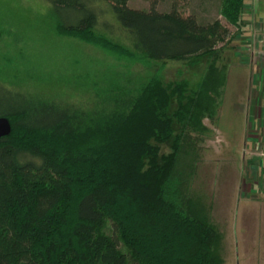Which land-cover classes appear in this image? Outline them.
<instances>
[{"label":"trees","instance_id":"trees-1","mask_svg":"<svg viewBox=\"0 0 264 264\" xmlns=\"http://www.w3.org/2000/svg\"><path fill=\"white\" fill-rule=\"evenodd\" d=\"M46 1V23L60 34L126 62L212 58L210 75L170 115L177 89L157 77L135 88L107 82L102 100L78 104L1 83L0 116L12 131L0 138V264H224L220 232L182 196L174 166L180 123L199 124L204 96L223 85L212 60L228 30L176 1L165 11L153 0L148 9ZM245 5L220 0L219 13L236 26ZM175 123L174 150L159 155Z\"/></svg>","mask_w":264,"mask_h":264},{"label":"rangeland","instance_id":"rangeland-1","mask_svg":"<svg viewBox=\"0 0 264 264\" xmlns=\"http://www.w3.org/2000/svg\"><path fill=\"white\" fill-rule=\"evenodd\" d=\"M151 1L130 4L148 9ZM153 1L161 11L176 1L182 13H195L202 21L217 18L228 30L212 60L223 73V85L204 96L208 111L199 124L180 123L183 138L174 177L183 178L182 196L220 232L217 249L224 264H264V0H245L236 26L220 15V0ZM47 7L46 0H0V84L78 104L102 100L107 82L126 79L135 88L157 77L177 89L180 100H173L170 115L189 104L193 91L209 78L212 58L117 59L53 30L46 23ZM173 128L159 145V155L174 150L179 129L176 123Z\"/></svg>","mask_w":264,"mask_h":264},{"label":"water","instance_id":"water-1","mask_svg":"<svg viewBox=\"0 0 264 264\" xmlns=\"http://www.w3.org/2000/svg\"><path fill=\"white\" fill-rule=\"evenodd\" d=\"M12 127L7 116H0V138L11 134Z\"/></svg>","mask_w":264,"mask_h":264}]
</instances>
